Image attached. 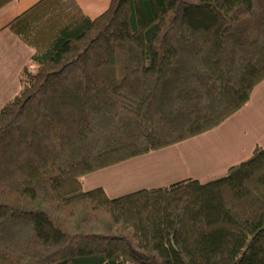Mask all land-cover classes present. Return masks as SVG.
<instances>
[{
	"label": "trees",
	"instance_id": "obj_1",
	"mask_svg": "<svg viewBox=\"0 0 264 264\" xmlns=\"http://www.w3.org/2000/svg\"><path fill=\"white\" fill-rule=\"evenodd\" d=\"M2 30L35 71L0 111V264H264L262 148L207 183L83 188L250 103L264 0H111L96 19L41 0Z\"/></svg>",
	"mask_w": 264,
	"mask_h": 264
},
{
	"label": "crops",
	"instance_id": "obj_2",
	"mask_svg": "<svg viewBox=\"0 0 264 264\" xmlns=\"http://www.w3.org/2000/svg\"><path fill=\"white\" fill-rule=\"evenodd\" d=\"M41 0H15L0 10V31ZM91 19L104 14L111 0H76ZM34 51L9 30L0 32V111L21 90V77ZM264 149V82L250 103L220 127L161 151L106 168L83 178L86 192L101 188L111 199L187 179L207 183L227 175Z\"/></svg>",
	"mask_w": 264,
	"mask_h": 264
},
{
	"label": "rangeland",
	"instance_id": "obj_3",
	"mask_svg": "<svg viewBox=\"0 0 264 264\" xmlns=\"http://www.w3.org/2000/svg\"><path fill=\"white\" fill-rule=\"evenodd\" d=\"M27 69L31 71H35V68L33 67V65L28 66Z\"/></svg>",
	"mask_w": 264,
	"mask_h": 264
}]
</instances>
